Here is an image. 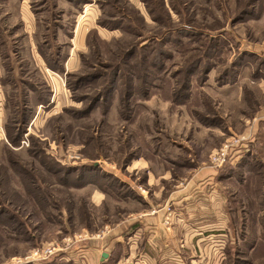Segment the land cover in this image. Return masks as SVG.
Instances as JSON below:
<instances>
[{"label":"rangeland","instance_id":"1","mask_svg":"<svg viewBox=\"0 0 264 264\" xmlns=\"http://www.w3.org/2000/svg\"><path fill=\"white\" fill-rule=\"evenodd\" d=\"M42 1L0 0V264L47 247L63 252L41 264H103L147 210L120 195L127 183L156 213L208 172L201 188L213 202L241 153L264 173V0ZM235 175L212 227L188 233L186 264H264V178L253 196Z\"/></svg>","mask_w":264,"mask_h":264},{"label":"crops","instance_id":"2","mask_svg":"<svg viewBox=\"0 0 264 264\" xmlns=\"http://www.w3.org/2000/svg\"><path fill=\"white\" fill-rule=\"evenodd\" d=\"M42 3H46V0H43ZM24 15V17H22L21 14L18 15V20H20L21 23L20 25L23 27L22 34L23 36H26L27 39H31L32 34H35V30L32 29L35 27L36 22L32 24V22H34V18L32 16L29 17L26 13ZM247 152L244 154L241 153L240 156L236 157L235 161H229L230 165L227 168L228 172L217 179L220 187L216 185V189L212 190V193L214 191L213 195H215V197H213L214 205L212 201L208 202L204 198V191L201 188L204 183H211L214 181V178L209 176V172L205 174L209 177H197L193 181L189 182L186 188L174 192L171 195V197L165 204V209L167 206L172 209L174 213V221H176V217H178L176 223H174L173 221V227L165 228L162 225L164 216H166L165 209L154 213L153 211L155 210V208L157 207L159 209L161 208V205L156 207L152 206L153 203H150L152 201L151 196L148 195L144 190L140 188L138 190L136 188V198L139 202H141V204L144 205L143 208L147 210H144L145 213L138 218L136 223L132 226V229H130V233H128L129 237L125 239L124 247L122 246V249H124V251L122 252V259L128 258L130 262L128 261L127 263L131 264H186V260H188V256L185 255L186 251L194 248V246H191L193 242H188V233L193 239V236L191 235L192 233L195 236H198V231L208 226L209 228H211V220L218 219L219 210L224 209V206L226 207V198L228 199V191L226 190V185L230 180H228L226 177L227 175H230L231 171H234L238 168V166L240 165V163H238L239 158H243L241 156L247 155ZM250 155L252 156V154ZM253 164H251L250 166L252 167ZM127 184V186H131L129 183ZM139 191H141L142 193ZM210 203H212V205L209 208H206ZM237 212L235 213L236 215H238ZM205 218H207L208 221L210 220V222L205 221ZM178 221H184L185 225H183V223H179ZM218 229L220 230H218L217 232L221 234L224 233V236H226L230 232L229 230H222V227H219ZM130 240H132V242H130ZM183 242L185 243V245H180L179 247L178 243L182 244ZM117 244L121 245V242L113 244L110 248L109 253L103 252L100 254L99 260L103 264H106L108 262L109 257L111 256L110 253L112 252V249L114 250ZM178 248L184 249L182 251V257L181 255H178L176 253V250H178ZM102 254L107 255V257L103 260H101ZM133 256H135V259H132ZM119 260L116 262V264H119Z\"/></svg>","mask_w":264,"mask_h":264},{"label":"trees","instance_id":"3","mask_svg":"<svg viewBox=\"0 0 264 264\" xmlns=\"http://www.w3.org/2000/svg\"><path fill=\"white\" fill-rule=\"evenodd\" d=\"M74 2V1H73ZM116 28H118V26H116ZM60 29V28H59ZM1 33H0V37H1ZM53 36H55V34H53ZM3 41L1 42V45H3ZM0 45V46H1ZM41 53V51H40ZM44 53V52H43ZM56 53H58V51H56ZM59 55V54H58ZM48 55H45V54H42V58H43V62L45 61V64L47 67L51 68V69H55V67H57V69H61L60 67H58V63L55 61L56 58L54 55H51L50 57H47ZM19 82H23L22 79L19 81ZM83 81H79L80 85L82 84ZM26 85L29 86V90H32V91H38L39 93L41 92V89H37L35 88L37 85H32L31 83H27L25 82ZM114 82H110V85L108 87V89H111V87L113 86ZM25 85V86H26ZM38 87V86H37ZM39 88V87H38ZM108 92V91H106ZM49 94L50 92L48 91V95L45 94V97L43 96H39L37 97V99L40 101V102H45L47 103V98L49 97ZM25 95H27V92H25ZM23 128V127H22ZM22 130V129H21ZM21 131L18 133L20 134ZM19 136H14L12 138H14L13 140L11 139L10 142L12 143H15L16 142V139L18 138ZM246 158L248 157V155L245 156ZM246 158H243V160L240 162V165L238 166V168L234 171H231L230 174H236L235 175V181H237L239 184L238 185V188L242 189V190H247L249 192H251V194L253 196H256V193H257V190L252 187L251 185L255 184V180L257 179V177L259 178H264V173L261 172V169L263 167L262 163H255L253 164V166L251 167L250 172L248 173L247 176L243 177V171L246 170V168L248 169L250 165V161ZM95 168V167H94ZM220 176V175H219ZM231 177H234V176H231ZM243 177V178H242ZM227 178V177H226ZM246 179V180H244ZM120 184V183H119ZM121 185V184H120ZM122 189H123V186H121ZM126 187V191L124 193H121L120 195H122L123 197H130V198H133V197H137L136 194L132 193V191H130L128 189V186L125 185ZM259 192V191H258ZM258 202L259 204H261L260 206L261 207H264V194L259 196L258 197ZM256 200V201H257ZM263 212V211H262ZM117 247V248H116ZM114 248V252L112 253V255L109 257V260L106 264H116L118 258H119V255L122 251V245L120 244H117ZM50 264H56V263H50ZM62 264H71L70 262H67V263H62Z\"/></svg>","mask_w":264,"mask_h":264},{"label":"built area","instance_id":"4","mask_svg":"<svg viewBox=\"0 0 264 264\" xmlns=\"http://www.w3.org/2000/svg\"><path fill=\"white\" fill-rule=\"evenodd\" d=\"M226 153L224 151H222L221 154V158H218L216 160L217 162V166H223L225 164V162L227 161V157H225ZM59 252H63L62 248H43V249H39V250H35L32 251L29 255H27L23 260L18 261V264H41L45 261H47V259L53 255H55L56 253ZM63 259H65L63 257V255L59 256L57 258V261H60V263L63 262Z\"/></svg>","mask_w":264,"mask_h":264},{"label":"water","instance_id":"5","mask_svg":"<svg viewBox=\"0 0 264 264\" xmlns=\"http://www.w3.org/2000/svg\"><path fill=\"white\" fill-rule=\"evenodd\" d=\"M93 166H94V167H96L97 165H96V164H94ZM106 257H107V255H106V254H102V259H101V260L105 259Z\"/></svg>","mask_w":264,"mask_h":264}]
</instances>
